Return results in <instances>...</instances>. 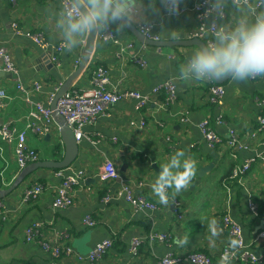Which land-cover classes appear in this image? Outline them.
Masks as SVG:
<instances>
[{"label":"crops","instance_id":"0c3cea01","mask_svg":"<svg viewBox=\"0 0 264 264\" xmlns=\"http://www.w3.org/2000/svg\"><path fill=\"white\" fill-rule=\"evenodd\" d=\"M148 3L149 0H142L141 18L134 24L137 28L141 24H152L153 32L165 41L185 40L196 31L194 7L198 0H181L178 15L168 14L160 0H155L159 12L153 14L146 11ZM211 3L216 10L224 8L226 12V18L219 22L225 34H230L241 22L255 23L257 17L264 14V9L254 11L247 5L235 6L231 0H211ZM208 19L211 23L214 15ZM0 20V42L7 47L18 69V75L7 74L0 78V90L8 95L0 109V123H8L18 132L27 131L29 148L38 154V161L55 160L64 154L60 134L41 136L28 128L32 121L28 116L30 106L17 84H41L42 91L36 98L47 104L50 94L79 66L88 35L68 36L67 16L61 0H16L15 3L1 0ZM15 23L20 34L13 28ZM109 26L114 32L116 26ZM28 33H41L49 47L42 49ZM114 33L120 44L104 43L97 38L90 66L74 88H89L93 73L104 67L109 72L110 88L137 90L153 98L142 110H137L134 100L118 103L95 124L85 127L84 132L97 143L82 141L78 159L65 172V176L83 172L82 180L72 191L75 200L72 207L53 208L56 191L64 182V178L55 175L57 170H39L1 198L6 213L0 215V264H156L169 253L185 256L203 253L215 263L223 264L220 253L230 247V238H233L223 223L226 214L241 225L246 245H252L248 251L261 262L233 260L227 264H264V238L258 237L264 231V163L258 160L240 182L231 179L237 166L263 149L264 130L259 131L258 118L264 117V78L230 80L223 84L226 96L223 106L219 107L210 101L208 81H193L191 72L187 80L183 79L196 47L146 45L142 49V44L126 29L123 33ZM170 33H178V38L172 39ZM207 38L218 42L217 36L208 34ZM60 44L65 46L56 54ZM130 44L134 47L129 48ZM121 50V56L117 57ZM50 52L60 58L52 69L41 59L42 54ZM137 56L143 59V64L138 62ZM3 66L0 61V67ZM167 82L176 87V99L172 102L165 92L154 95L155 90ZM205 119L225 141L230 130L235 129L250 150L236 152L233 157V151L225 144L212 148L199 128ZM143 121L145 126L141 127ZM56 136L60 140H53ZM16 145L17 141L8 142L0 136V190L3 191L16 182L23 170L16 156ZM178 150L184 151L183 156L177 157L180 167L170 170L182 172L184 162L191 158L196 161L197 174L189 188L181 189L174 197V188L166 187L170 204L165 206L151 186L163 171L161 166L170 164ZM106 160L114 163L119 178L102 183L99 174ZM211 166L202 178L201 170ZM34 183L42 184L43 192L25 201L24 193ZM123 183L159 209L137 211L124 199L115 198ZM108 196L112 199L105 202ZM174 199L181 204L179 213H176ZM250 202L257 204V214L251 210ZM86 218L96 224L87 226ZM212 219L217 221V236L210 232ZM33 225L38 226L39 234L28 241L26 233ZM62 232L69 234L66 243L74 253L60 257L46 253L42 243L59 241ZM151 232L169 233L171 239L149 243L145 236ZM185 235L188 243L178 246ZM135 238L142 239L137 257L130 251ZM108 239L114 242L113 248L99 261L91 262L88 258L92 250Z\"/></svg>","mask_w":264,"mask_h":264},{"label":"built area","instance_id":"2783aa9c","mask_svg":"<svg viewBox=\"0 0 264 264\" xmlns=\"http://www.w3.org/2000/svg\"><path fill=\"white\" fill-rule=\"evenodd\" d=\"M1 1V0H0ZM15 3L16 0H9ZM65 14L73 10L72 0H61ZM235 6L247 5L251 7L254 11H259L264 9L263 0H231ZM255 2V3H254ZM80 11V9H79ZM194 13L198 23V27L195 32L191 33V39H200L206 41L207 46L215 44L212 38H207L208 34L212 37H216L220 30L219 22L226 18V12L224 8L216 10L212 5L211 0H198V3L194 7ZM214 15V19L211 23H208V18ZM1 26V20H0ZM13 28L16 29L17 33L20 34L21 31L18 29V24H13ZM140 32L145 35L146 38L153 41H161L160 35L153 32L152 24H141L139 27ZM39 47L42 49H47L49 44L44 39L41 33L27 34ZM99 41L104 43H113L119 45L120 41L116 35L108 26L106 31L99 32L97 35ZM85 43V42H84ZM86 44V43H85ZM65 44H60L56 48V54L63 51ZM146 45H142V49H145ZM134 45L130 44L129 48H133ZM56 54L52 55L51 59L53 63H59L60 58ZM122 50L116 54L120 57ZM139 63H144L143 59L137 56ZM0 61H3V68L0 67V73L6 72L11 75H18V69L12 59L10 52L7 47L0 42ZM210 83L209 94L210 101L216 106H223L224 98L226 96V90L223 85L214 83V80H207ZM110 79L109 72L104 67H99L93 73L89 88L85 89H74L70 90L68 93L63 95L57 103L58 113L65 119L67 125L73 130L75 139L78 144L87 139L88 141L96 144L91 136H88L84 129L88 125L95 124L99 118L106 114V111L126 100H134L137 102V110H142L147 107L151 102L153 96H144L141 92L137 90H123L117 86L109 87ZM61 86V85H60ZM59 86V87H60ZM57 87L54 92L50 94L48 103L40 102L36 95L40 94L42 91V85L39 83H34L33 86H26L25 84L19 82L17 84V89L21 92L30 106L28 128L32 129L35 133L41 136H48L55 133L60 134V129L54 128L56 125L53 112L51 110V104L56 96L59 89ZM165 92L168 95V100L170 102L176 99V87L172 82H167L160 85L154 92L155 96ZM8 97L5 90H0V109L4 107L3 100ZM260 124L259 131L264 130V117L260 116L258 118ZM134 124V122H132ZM145 126V122H141V127ZM200 131L202 132L204 140L212 148L218 146H223L224 144L233 151V157H235L236 152L239 151H249L250 146L244 143L240 138L238 132L230 130L228 138L225 141L218 133L214 132L210 127L209 120H203L199 125ZM0 136L8 142L17 141L16 145V156L21 168H26L32 163H36L39 160L38 154L31 150L28 145L27 131L18 132L15 127H12L8 123H0ZM60 140V139H59ZM262 151L255 157H251L246 161L242 162L237 166L232 175L231 179L236 181H241L243 177L250 171L253 164L257 163L258 160L264 163V142L262 144ZM70 169V167H69ZM68 169V170H69ZM67 169L57 170L55 175L57 177L64 178L62 186H60L55 195L53 201L54 209H68L72 207L75 203L74 196L72 194L75 185H78L83 178V172H72L73 175L65 176ZM119 178V172L111 160H106L104 163L102 172L99 174V179L102 183H107ZM66 179V180H65ZM43 192V185L40 183H34L33 186L28 188L24 193L25 201H29L31 198L40 195ZM115 198H122L128 203H130L133 208L137 211H157L159 208L149 202L146 198L140 195H136L133 188L129 184L123 183L121 188L118 190ZM112 198L109 196L104 199L105 202H109ZM176 213H179L181 204L178 200L174 199ZM251 210L254 214H257V204L250 202ZM6 213L5 205L2 199H0V215ZM181 216V215H179ZM5 218V217H4ZM224 226L228 229L230 235L234 239H239L242 241L241 247L236 250L227 247L220 253V257L223 264H227L233 260H242L243 262L251 263H261L259 258L254 256L248 248H251V244L246 245L243 228L238 224L229 214H226L223 218ZM85 224L87 226H94L96 224L91 218H86ZM39 234L38 226L33 225L27 230L26 237L28 241H33L35 237ZM259 238H264V231H262ZM69 239V234L67 232H62L57 242H43L42 247L46 253H50L54 257H60L63 255L71 256L74 251L73 248L67 245L66 241ZM145 239L149 243L155 242H168L171 239V234L169 233H156L151 232ZM142 245V239L135 238L131 243L130 251L134 257L139 256L140 246ZM114 246V242L110 239L104 240L95 246L89 255V260L91 262H97L102 259L108 251H110ZM235 254V255H234ZM156 264H217L209 256L203 253H194L188 255H176L175 253H169L164 258H161L156 262Z\"/></svg>","mask_w":264,"mask_h":264},{"label":"clouds","instance_id":"9594fccd","mask_svg":"<svg viewBox=\"0 0 264 264\" xmlns=\"http://www.w3.org/2000/svg\"><path fill=\"white\" fill-rule=\"evenodd\" d=\"M170 15H178L181 0H160ZM83 6L84 10L79 11ZM142 0H73V10L67 13V34L90 35L106 31L114 24V32L123 33L125 29L138 23L141 18ZM146 11L157 14L159 9L155 0H149ZM172 39L178 38V33H170ZM218 42L210 46H200L195 50L190 63L184 70L183 79H188V73H194L193 81L223 80L230 78L235 82L247 81L250 78H264V14L257 17L255 23L241 22L230 34L224 31L217 33ZM75 43V41H73ZM184 155L183 150L174 154L170 164L161 167L155 183L151 186L159 202L165 206L170 204L165 188H174L173 197L187 190L195 178L196 161L188 158L183 164V171L173 173L171 168H179L177 157ZM217 221L212 219L210 232L212 236L219 233L215 227ZM223 231V229H220ZM188 243L185 235L178 246ZM242 245L239 239L230 238V247L236 252ZM235 255V254H234Z\"/></svg>","mask_w":264,"mask_h":264},{"label":"water","instance_id":"95a60500","mask_svg":"<svg viewBox=\"0 0 264 264\" xmlns=\"http://www.w3.org/2000/svg\"><path fill=\"white\" fill-rule=\"evenodd\" d=\"M73 1V0H72ZM84 8L81 6L80 11H83ZM128 32H130L142 45L147 46H155V47H200V46H207V44L200 39H185V40H178V41H153L145 37L143 35L139 28H137L135 25H133L130 28L126 29ZM97 35L98 33H93L87 36L86 44L84 47V50L82 52V58L79 63V66L77 69L73 72V74L62 83V85L59 87L56 96L51 104V110L53 112V117L56 122V124L59 126L60 129V139L64 146V154L62 157H59L55 160H44V161H38L36 163H32L28 165L26 168H24L19 176V178L16 180V182L8 189V190H0V199L7 196L9 193L13 192L18 188L30 175L33 173L42 170H62V169H68L71 167L74 162L78 159L79 153H80V145L77 143L73 130L67 125L65 119L58 113L57 111V103L58 100L68 93L72 88L76 86V83L80 80V78L83 76L84 72L89 68L90 62L92 59V56L95 52L96 48V42H97ZM52 53H44L41 55L42 61L45 63V65L52 69L54 67V64L52 62ZM6 72L0 73V78H3L7 76ZM10 75V74H9ZM230 78H225L223 80L217 81L214 80L215 83L219 85L226 84L229 82ZM211 167H205L201 170L200 176L203 178L210 170Z\"/></svg>","mask_w":264,"mask_h":264},{"label":"rangeland","instance_id":"374dc122","mask_svg":"<svg viewBox=\"0 0 264 264\" xmlns=\"http://www.w3.org/2000/svg\"><path fill=\"white\" fill-rule=\"evenodd\" d=\"M58 139H59V138H58L57 136H56V137H53V140H55V141L58 140ZM57 143H58V142H56V144H57ZM54 144H55V143H54ZM56 144H55V145H56Z\"/></svg>","mask_w":264,"mask_h":264},{"label":"trees","instance_id":"16d2710c","mask_svg":"<svg viewBox=\"0 0 264 264\" xmlns=\"http://www.w3.org/2000/svg\"><path fill=\"white\" fill-rule=\"evenodd\" d=\"M74 89H75V88H72V90H74ZM230 175H231V173L229 174V176H230ZM229 176H228V177H229ZM228 177H227V178H228ZM259 207H260V208H259V211L262 212V210H261V206H259ZM261 212H260V213H261Z\"/></svg>","mask_w":264,"mask_h":264}]
</instances>
